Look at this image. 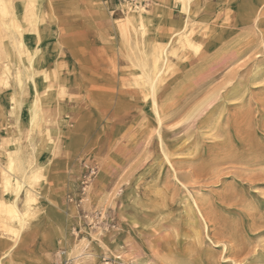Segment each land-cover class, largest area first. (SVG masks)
<instances>
[{
    "label": "rangeland",
    "instance_id": "rangeland-1",
    "mask_svg": "<svg viewBox=\"0 0 264 264\" xmlns=\"http://www.w3.org/2000/svg\"><path fill=\"white\" fill-rule=\"evenodd\" d=\"M143 4L0 0V264H264V0Z\"/></svg>",
    "mask_w": 264,
    "mask_h": 264
},
{
    "label": "bare ground",
    "instance_id": "bare-ground-1",
    "mask_svg": "<svg viewBox=\"0 0 264 264\" xmlns=\"http://www.w3.org/2000/svg\"><path fill=\"white\" fill-rule=\"evenodd\" d=\"M130 9H131L132 14H134L135 12L133 11V7H131ZM135 15L136 14H134L133 16H135ZM136 16L140 17L141 15L139 13H137ZM20 46H23V44L20 43ZM160 60H161V56L160 55L156 56L155 59H154V66H153L152 75L149 74V73H146L145 76H144V81L149 84V86L151 87V89L153 91H154V88H155L156 81L159 79V76H160V71H158L159 70ZM19 81H20V79H19ZM154 110H155V108H154ZM157 112H158V110H157ZM35 114H37L36 111H34L33 115H35ZM156 115H157V113H156ZM23 164H24V162H23ZM11 166H13V164ZM20 170H22V169H20ZM27 172H23L19 176L12 175L10 177H6V176L4 177V180L7 182L8 186L12 187V189H13L12 191L14 192V201H13V203L10 206L9 213L13 217L21 218L20 220H23L24 214L20 212V210H19V208L17 206L16 199L18 198V196L22 192V190L25 187V185H27L31 181V179L33 177V173L35 171L30 172V173H27ZM12 183H13V185H12ZM1 207H2V212L1 213H5L6 212L5 207H7L6 204L2 203ZM79 254L80 253H78V252L75 253L76 256H79Z\"/></svg>",
    "mask_w": 264,
    "mask_h": 264
},
{
    "label": "built area",
    "instance_id": "built-area-1",
    "mask_svg": "<svg viewBox=\"0 0 264 264\" xmlns=\"http://www.w3.org/2000/svg\"><path fill=\"white\" fill-rule=\"evenodd\" d=\"M126 1H128L135 10H140L142 8V5H144L143 4L144 0H126Z\"/></svg>",
    "mask_w": 264,
    "mask_h": 264
}]
</instances>
